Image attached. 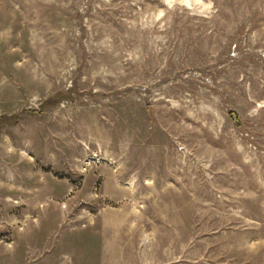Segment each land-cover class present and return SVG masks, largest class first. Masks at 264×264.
Returning <instances> with one entry per match:
<instances>
[{"label": "rangeland", "instance_id": "obj_1", "mask_svg": "<svg viewBox=\"0 0 264 264\" xmlns=\"http://www.w3.org/2000/svg\"><path fill=\"white\" fill-rule=\"evenodd\" d=\"M0 264H264V0H0Z\"/></svg>", "mask_w": 264, "mask_h": 264}]
</instances>
